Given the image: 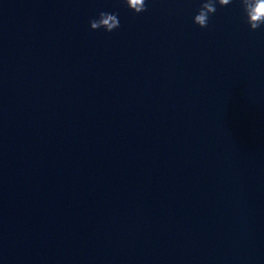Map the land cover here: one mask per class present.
<instances>
[{"label": "water", "instance_id": "water-1", "mask_svg": "<svg viewBox=\"0 0 264 264\" xmlns=\"http://www.w3.org/2000/svg\"><path fill=\"white\" fill-rule=\"evenodd\" d=\"M0 264H264V0H0Z\"/></svg>", "mask_w": 264, "mask_h": 264}]
</instances>
